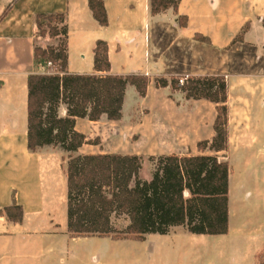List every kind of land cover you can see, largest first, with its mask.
<instances>
[{
    "label": "crops",
    "instance_id": "0c3cea01",
    "mask_svg": "<svg viewBox=\"0 0 264 264\" xmlns=\"http://www.w3.org/2000/svg\"><path fill=\"white\" fill-rule=\"evenodd\" d=\"M13 1L0 0V17ZM104 4L106 27L95 20L88 0H17L0 23V210L14 201L24 209L22 223L0 216V264H120L111 249H88L89 240L97 238L103 246H124L146 242L151 236L144 241L72 237L68 231L64 172L66 214L63 220L58 219L53 203L55 178L47 172L53 162L43 153L51 147L32 153L27 146L28 77L36 72L34 18L39 13L67 15L69 73L94 74V49L97 41L103 40L108 43L110 74L135 73L151 78L145 98L135 87L127 88L123 117L128 96L139 104L162 95L173 132L167 141L170 152L160 156L212 154L208 149L199 150L198 145L215 137L217 109L209 101L188 100L185 94L172 93L169 87L157 88L155 79L226 78L229 149L218 155L231 168L229 232L221 236L195 235L176 227L168 235L182 230L196 237L230 238L232 216L243 197L264 202V0H181L178 14L169 9L157 15L151 12V0H104ZM178 16L188 18L187 27H180ZM197 35L207 37L210 43L197 40ZM240 35L243 40L233 44ZM39 73H45L43 68ZM66 113L62 106L60 114ZM114 122L105 116L96 122L77 119L76 129L89 140L102 136V127ZM82 149L73 155H80ZM142 173L143 169L144 178Z\"/></svg>",
    "mask_w": 264,
    "mask_h": 264
},
{
    "label": "trees",
    "instance_id": "16d2710c",
    "mask_svg": "<svg viewBox=\"0 0 264 264\" xmlns=\"http://www.w3.org/2000/svg\"><path fill=\"white\" fill-rule=\"evenodd\" d=\"M14 0L0 17L6 18ZM181 0H151L153 15L173 9L178 14ZM95 20L108 26L104 0H88ZM180 27L188 18L178 16ZM264 24V22H263ZM34 66L28 77L27 146L32 153L58 147L70 154L67 166V219L72 237L111 238L114 241H144L147 235H168L184 227L195 235L221 236L229 232V180L231 168L218 153L229 149L228 84L224 76H190L183 85L179 77L156 78L157 88H171L188 100H206L216 105L215 137L199 143L212 154L162 155L151 157V178L141 177L143 158L122 154H80L88 144L76 129L77 119L92 122L123 117L129 86L145 98L151 78L142 74H110L108 43L98 40L94 49V74H72L69 66V27L64 13H39L34 18ZM51 40L46 46L40 38ZM196 39L210 43L207 37ZM243 40L242 35L233 44ZM49 63L54 72L39 73ZM65 106L66 116L60 114ZM10 222L22 223L24 209L14 203L0 210ZM126 223L118 228L116 221ZM261 264H264V256Z\"/></svg>",
    "mask_w": 264,
    "mask_h": 264
},
{
    "label": "rangeland",
    "instance_id": "374dc122",
    "mask_svg": "<svg viewBox=\"0 0 264 264\" xmlns=\"http://www.w3.org/2000/svg\"><path fill=\"white\" fill-rule=\"evenodd\" d=\"M49 43L48 36L37 41L41 46ZM42 68L45 72L55 71L49 64ZM163 102L161 94L139 104L128 96L126 116L111 126L102 127L105 128L102 136L89 138L81 154H137L143 158V177H149L154 169L150 158L170 152L167 141L173 129L167 116L168 108H164ZM43 153L53 162L47 172L55 178L56 201L53 203L57 206L58 219L63 220L66 214V177L63 172L66 174L70 154L58 147L47 148ZM232 201L236 202V199L232 197ZM235 212L231 222L232 236L227 239L196 237L175 230L178 234L151 235L143 243L103 246L96 238L89 240L87 245L90 250L111 249L115 257L120 258V264H261L264 256V202L256 197L246 201L243 197ZM116 223L118 228L126 224L124 219Z\"/></svg>",
    "mask_w": 264,
    "mask_h": 264
},
{
    "label": "built area",
    "instance_id": "2783aa9c",
    "mask_svg": "<svg viewBox=\"0 0 264 264\" xmlns=\"http://www.w3.org/2000/svg\"><path fill=\"white\" fill-rule=\"evenodd\" d=\"M49 66H52V64L49 63ZM185 81H186V77H180L179 82H180L181 85H183L185 83Z\"/></svg>",
    "mask_w": 264,
    "mask_h": 264
}]
</instances>
